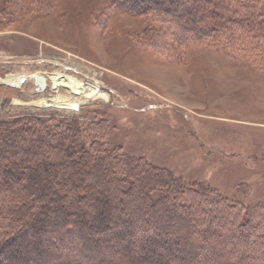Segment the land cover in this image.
Masks as SVG:
<instances>
[{"label": "rangeland", "instance_id": "obj_1", "mask_svg": "<svg viewBox=\"0 0 264 264\" xmlns=\"http://www.w3.org/2000/svg\"><path fill=\"white\" fill-rule=\"evenodd\" d=\"M191 3L194 11L176 0L155 2L179 14L186 28L197 12L215 17L210 0ZM155 16L148 22L149 13L132 10L128 0H0V121L77 120L104 130L120 153L173 172L187 188L203 185L231 203L264 204L259 53L232 52L212 40L190 44L173 23L181 38L169 25L148 34V26H161ZM61 77L95 84L98 92L80 101Z\"/></svg>", "mask_w": 264, "mask_h": 264}, {"label": "trees", "instance_id": "obj_2", "mask_svg": "<svg viewBox=\"0 0 264 264\" xmlns=\"http://www.w3.org/2000/svg\"><path fill=\"white\" fill-rule=\"evenodd\" d=\"M128 1L148 22L159 15L148 34L174 24L190 44L259 53L264 66V0H210L215 17L196 11L187 28L156 0ZM103 132L77 120L0 121V264H264V204L187 188Z\"/></svg>", "mask_w": 264, "mask_h": 264}, {"label": "bare ground", "instance_id": "obj_3", "mask_svg": "<svg viewBox=\"0 0 264 264\" xmlns=\"http://www.w3.org/2000/svg\"><path fill=\"white\" fill-rule=\"evenodd\" d=\"M63 77V76H62ZM59 79V84L66 86L69 91H66L61 88V91H65L67 93H69L70 96H73L76 99H79L80 101H86L89 100L90 98H92V96H94L97 92H98V86L97 85H93V84H87L84 85V87H81L77 80H73L69 77V79H63V78ZM72 82V83H71Z\"/></svg>", "mask_w": 264, "mask_h": 264}, {"label": "water", "instance_id": "obj_4", "mask_svg": "<svg viewBox=\"0 0 264 264\" xmlns=\"http://www.w3.org/2000/svg\"><path fill=\"white\" fill-rule=\"evenodd\" d=\"M80 86H81V84L80 83H78Z\"/></svg>", "mask_w": 264, "mask_h": 264}]
</instances>
